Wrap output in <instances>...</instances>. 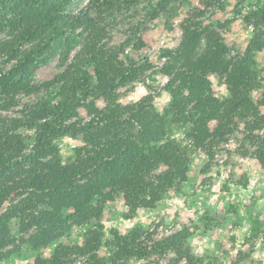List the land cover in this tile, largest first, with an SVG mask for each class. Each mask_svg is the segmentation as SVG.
Wrapping results in <instances>:
<instances>
[{"label":"trees","instance_id":"16d2710c","mask_svg":"<svg viewBox=\"0 0 264 264\" xmlns=\"http://www.w3.org/2000/svg\"><path fill=\"white\" fill-rule=\"evenodd\" d=\"M75 1L0 0V33L6 34L0 38V261L13 252L14 220L28 235L22 243L33 250L48 247L73 227H92L82 245H57L48 258L38 256L32 264H127L154 251L175 252L184 264H203L187 245L186 229L159 240L140 229L114 232L109 257L98 260L103 210L119 196L128 219L155 208L158 187L187 180L191 145L227 141L233 119L244 124L245 137L255 146L242 155L250 153L264 166V140L253 134L264 117L251 98L259 85L254 55L264 50V5L249 15L255 33L236 61L224 59L228 49L212 29L184 35L176 49L163 51L160 72L168 79L164 91L171 100L159 113L150 96L118 103V91L139 81L150 65H121L119 57L131 41L109 45L104 38L122 13L140 2L157 14L181 0H89L84 11L73 14L69 7ZM200 2L204 7L195 10L196 17L222 8L225 0ZM56 56L60 69L66 67L36 83L35 70ZM210 77L226 82L223 114ZM23 97L32 99L21 104ZM98 100L106 112H96ZM81 103L86 122L76 111ZM169 123L181 125L186 144L168 135ZM63 137L87 141L65 164L55 142Z\"/></svg>","mask_w":264,"mask_h":264},{"label":"rangeland","instance_id":"374dc122","mask_svg":"<svg viewBox=\"0 0 264 264\" xmlns=\"http://www.w3.org/2000/svg\"><path fill=\"white\" fill-rule=\"evenodd\" d=\"M88 1H75L69 11L73 14L84 11ZM263 5L264 0H225L222 8H209L204 16L196 17L195 10L204 7L200 0L169 3L166 11L157 14L148 13L144 3L140 2L137 8L122 13L104 41L118 45L130 40L119 63L127 66L146 62L150 67L139 81L118 91V103L128 105L150 96L153 106L162 113L171 100L164 91L168 79L160 72L165 61L163 51L176 49L184 35L200 36L206 29H212L217 40L228 49L224 59L236 61L244 54L255 33L248 17ZM103 12L107 10L99 11ZM5 35L1 32L0 38ZM254 61L259 85L252 91L251 98L264 117V50L255 53ZM60 65L56 56L39 66L34 72L35 82L52 79L66 67V63L61 69ZM210 80L223 114L224 102L229 96L226 82L217 77H210ZM31 99L23 97L21 104ZM95 105L97 113L106 112L102 100L96 101ZM76 111L83 122L89 120L84 103ZM233 120L234 131L227 141L214 147L191 145L187 180L170 189L158 187L155 208L139 210L128 219L121 196L106 204L101 219L104 237L94 254L98 260L109 257L114 232L126 235L140 229L149 232L152 240H159L186 229L189 233L187 245L203 264H264V166L250 153L242 155L244 151H254L255 146L246 139L244 124ZM214 125V122L210 124L211 127ZM253 134L264 140V125ZM168 135L182 144L187 143L181 125L169 123ZM55 142L63 164L73 157L76 148L87 144L83 137H63ZM164 169L165 166H161L160 170ZM10 227L15 240L10 247L13 252L0 264H32L38 256L48 258L57 245H82L86 231L92 228L90 225L73 227L48 247L33 250L27 243H22L21 239H27L28 235L18 231L17 221L13 220ZM127 264H184V261L177 258L175 252L154 251Z\"/></svg>","mask_w":264,"mask_h":264}]
</instances>
